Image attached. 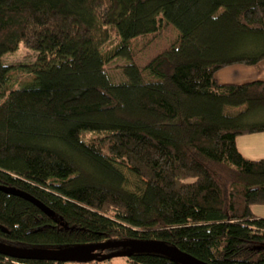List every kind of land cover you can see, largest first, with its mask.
Masks as SVG:
<instances>
[{
  "label": "trees",
  "instance_id": "trees-1",
  "mask_svg": "<svg viewBox=\"0 0 264 264\" xmlns=\"http://www.w3.org/2000/svg\"><path fill=\"white\" fill-rule=\"evenodd\" d=\"M168 26L177 41L115 82L107 67ZM22 44L37 62L6 66ZM263 61L264 0H0V186L56 213L0 191V242L157 240L207 263L264 264V217L253 212L264 205V159L237 148L264 133V81L216 80ZM23 73L32 80L14 88ZM122 169L141 180L137 192ZM0 264L63 263L0 254Z\"/></svg>",
  "mask_w": 264,
  "mask_h": 264
},
{
  "label": "water",
  "instance_id": "water-1",
  "mask_svg": "<svg viewBox=\"0 0 264 264\" xmlns=\"http://www.w3.org/2000/svg\"><path fill=\"white\" fill-rule=\"evenodd\" d=\"M0 191L5 194L20 197L26 201L32 202L39 210L44 212L48 217L56 216V213L50 210L41 201H37L30 194L19 191L14 188L0 186ZM113 250L106 254L105 252ZM157 254L162 257H167L173 262L179 264H212L196 259L192 255L174 248L167 243L157 240L153 241H119L108 243L89 244L86 246L66 247L64 249H25L15 246H10L0 242V254L6 257L38 262H57V263H92L105 262L112 259L131 258L136 254Z\"/></svg>",
  "mask_w": 264,
  "mask_h": 264
},
{
  "label": "rangeland",
  "instance_id": "rangeland-1",
  "mask_svg": "<svg viewBox=\"0 0 264 264\" xmlns=\"http://www.w3.org/2000/svg\"><path fill=\"white\" fill-rule=\"evenodd\" d=\"M178 32L172 26H168L166 31H163L155 37L147 36L144 38L134 39L131 43L132 60L123 58L117 59V61L112 62L111 65L107 67L108 74L113 78L115 82H124L126 76L123 73V67L128 64L136 63L141 68H145L153 59H155L160 54L167 51V49L172 46L177 41ZM117 43L116 37L111 40V43L106 47L111 48ZM39 56L38 53L28 50L25 45H20V49L16 53L7 55L3 58V62L6 66H18V65H34L37 62ZM239 66V65H238ZM243 66V65H241ZM259 66V65H258ZM252 67V66H251ZM256 68V67H255ZM11 82V85H15L14 88L21 87L24 83L32 80L28 74L17 75ZM232 80V79H231ZM123 174L126 176V186L129 190L137 192L141 185V180L127 169H122ZM113 264H128L126 258L113 259ZM80 264V263H78Z\"/></svg>",
  "mask_w": 264,
  "mask_h": 264
},
{
  "label": "crops",
  "instance_id": "crops-1",
  "mask_svg": "<svg viewBox=\"0 0 264 264\" xmlns=\"http://www.w3.org/2000/svg\"><path fill=\"white\" fill-rule=\"evenodd\" d=\"M232 79V80H231ZM216 80L220 85H241L257 81H264V61L259 66H241L225 68L216 74ZM237 148L248 160L264 159V133L242 136L238 138ZM253 212L258 217H264V205L253 207Z\"/></svg>",
  "mask_w": 264,
  "mask_h": 264
}]
</instances>
